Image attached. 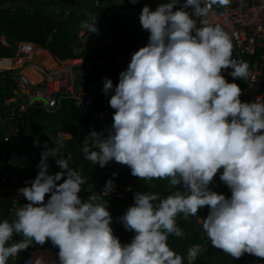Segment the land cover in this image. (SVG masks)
Returning <instances> with one entry per match:
<instances>
[{"label": "clouds", "instance_id": "obj_1", "mask_svg": "<svg viewBox=\"0 0 264 264\" xmlns=\"http://www.w3.org/2000/svg\"><path fill=\"white\" fill-rule=\"evenodd\" d=\"M230 4L169 0L155 10L145 5L140 24L148 43L132 54L118 84L104 78L113 123L107 134L87 135L96 150L85 147L84 158L102 168L115 161L141 180L167 179L175 189L165 198L135 193L134 204L118 218L135 233L131 242L114 234L103 199L114 191V179L83 199L85 178L67 159L54 158L64 147L57 138L53 147L44 143L38 174L18 189L27 203L14 220L0 221V264L48 241L59 249L58 264H184L169 236L185 235L178 216H197L204 207L209 212L202 228L213 247L233 259L245 253L264 259V102H242L235 79L247 80L249 65L232 58L231 37L208 20L212 5ZM83 27L97 32V18L90 16ZM228 69L233 82L223 74ZM33 143L39 146V139ZM49 158L61 171L49 173ZM218 173L230 197L211 187ZM15 234L23 239L14 241ZM204 250L200 244L189 247L188 264Z\"/></svg>", "mask_w": 264, "mask_h": 264}, {"label": "built area", "instance_id": "obj_2", "mask_svg": "<svg viewBox=\"0 0 264 264\" xmlns=\"http://www.w3.org/2000/svg\"><path fill=\"white\" fill-rule=\"evenodd\" d=\"M77 2L79 11L86 16L84 22L90 16L97 18V32L90 33L81 25L71 43V56L57 58L47 47L32 44L18 48L13 57H0V138L7 143L0 154V208L8 205L13 214L27 201L16 192L8 194L6 183L29 165L22 136L30 129V115L39 111L54 113L65 100H72L90 117V126L78 131L81 151L84 153L85 147L92 150L93 141L87 135L94 128L107 134L106 129L113 123L115 110L109 105L111 94L103 92L104 78L111 79L114 86L119 83V73L127 68L132 54L148 43L149 33L140 24L143 7L149 5L155 10L158 6L151 0H138L136 4L131 0ZM51 8L60 12L56 6ZM187 10L191 12V8ZM208 20L231 37L232 58L249 65V78L235 79L243 90L242 102H264V0H231L227 7L212 5ZM112 28L122 30L132 47L116 51L112 47ZM230 72L228 69L223 74L233 82ZM69 137L68 132L58 133L63 144ZM62 149L54 158H64L65 145ZM31 253L23 258L12 257L8 264H27L30 260L35 264ZM53 254L55 261L51 264H58Z\"/></svg>", "mask_w": 264, "mask_h": 264}, {"label": "trees", "instance_id": "obj_3", "mask_svg": "<svg viewBox=\"0 0 264 264\" xmlns=\"http://www.w3.org/2000/svg\"><path fill=\"white\" fill-rule=\"evenodd\" d=\"M77 1L0 0V57L15 56L17 52L16 43L45 46L53 56L61 59L71 56V43L76 39L80 31L81 20L86 17L85 14L79 11L80 3ZM101 1L104 2L106 0ZM151 1L158 2V0ZM16 2H23L24 5H15L14 3ZM92 3L91 1L88 5ZM54 6L59 8L60 12H53L51 7ZM67 11L68 13H66ZM111 35L113 37L112 47L116 51L132 47L130 40L122 30L112 28ZM2 36L6 38V43L2 40ZM29 121L30 129L23 134L22 140L25 144L26 158L35 165H38L41 159V151L46 141L49 144L50 141L58 138L59 132H68L71 135V137L64 140L67 151L63 159H67L70 166L78 170L85 178L86 183L82 185L83 189L79 193L83 199L87 200L89 194L99 192L108 179H114V191L109 196H104L103 199L108 201V208L113 216L111 226L114 234L120 238L122 243H130L135 233L126 230L118 218L126 212L128 207L134 204L136 192H153L159 194L161 198H165L175 191V189L170 188L167 179L144 181L133 176L128 166L120 165L115 161H111L102 168L86 160L80 148L82 138L78 131L82 127L90 126V117L70 99L65 100L61 108L54 113L39 111L31 114ZM46 125L53 126V138L51 139L47 136ZM93 130L97 132L103 131L99 128H94ZM36 139H39V146L33 143ZM6 148L7 143L0 138V154ZM92 150H96L94 143ZM60 158H62L60 155L56 157V159ZM49 163L51 174L61 171L55 159L49 160ZM113 173L117 175L113 177ZM26 181H28V174L24 172L18 173L14 179L7 181V193L16 192L18 187ZM211 187L227 197L231 196L229 188L220 180L219 173L214 178ZM118 188L126 189L125 193L117 194L116 189ZM48 195H46V199ZM208 212L209 209L204 207L199 210V215L197 216L184 218L181 215L177 217V223L181 226L185 235L182 237L169 236L168 244L177 254L182 255L184 264H188L187 252L189 247L195 244H200L205 250L197 257L194 264H264V259L254 255L245 253L241 258L233 259L213 247L202 228L203 219L207 217ZM4 219L10 222L15 219V214L11 212L8 205L0 208V221ZM22 239L23 236L21 234H15L13 237L14 241ZM30 251H33L35 264L37 261L40 264H51L55 261L53 252L58 257L59 249L54 247L51 241H48L42 246L31 245L27 250L20 252L17 257H27L30 255Z\"/></svg>", "mask_w": 264, "mask_h": 264}, {"label": "rangeland", "instance_id": "obj_4", "mask_svg": "<svg viewBox=\"0 0 264 264\" xmlns=\"http://www.w3.org/2000/svg\"><path fill=\"white\" fill-rule=\"evenodd\" d=\"M14 4H15V5H24L23 2H16V3H14ZM84 23H85V22H84V18H83V19L81 20V23H80V24L83 25ZM2 40H3V41H6V38H5L4 36H2ZM52 128H53L52 125H46L47 136H49L50 138H53V131H52ZM56 139H57V138H56ZM53 140H55V139H53ZM53 146H54V145L52 144V141H50V142H49V147H53ZM61 150H63V149H61ZM25 169H26V171H23V172H24L25 174H28V181L24 182V184L21 185V186H19L18 189L21 188V187L26 186L28 182H30L31 180H33V179L36 177V174H37V172L39 171L37 165H35V164L31 163V162H29V165H27ZM49 173L51 174V170H49ZM18 189L16 190V193L19 194ZM125 191H126V189H123V188H118V189H116V193H117V194H124ZM19 196H20V198H21L23 201H26V200L24 199V197H23L21 194H19ZM49 250L54 251V250H52V249H49ZM33 251H34V250H33ZM31 254L33 255V253H31ZM57 259H58V257H57Z\"/></svg>", "mask_w": 264, "mask_h": 264}, {"label": "crops", "instance_id": "obj_5", "mask_svg": "<svg viewBox=\"0 0 264 264\" xmlns=\"http://www.w3.org/2000/svg\"><path fill=\"white\" fill-rule=\"evenodd\" d=\"M169 2V0H158V2H155L157 5L161 4V3H166ZM7 41H4V43H6ZM32 44H26V43H16L17 49L18 48H27L29 46H31ZM50 164V163H49ZM37 250V249H36ZM33 253V251H31Z\"/></svg>", "mask_w": 264, "mask_h": 264}]
</instances>
